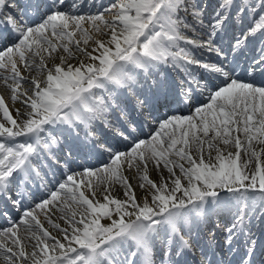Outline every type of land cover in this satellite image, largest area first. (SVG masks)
<instances>
[{
  "label": "snow or ice",
  "instance_id": "snow-or-ice-1",
  "mask_svg": "<svg viewBox=\"0 0 264 264\" xmlns=\"http://www.w3.org/2000/svg\"><path fill=\"white\" fill-rule=\"evenodd\" d=\"M101 7L81 15L76 0H0V82L13 103L26 106L15 119L0 95V217L19 214L0 231L3 264H187L194 250L205 255V238L213 256L220 252L215 264H232L224 250L237 253L241 240L240 264H255L258 251L264 256V240L253 231L259 225L264 233V147H255L264 146V80L236 75L235 55L258 41L254 63L264 76V0H219L207 23L200 0ZM189 28L202 38L186 37ZM230 28L238 29L229 44L233 59L223 43ZM201 49L216 62H202ZM169 68L184 74L178 85ZM197 91L206 102L196 101ZM125 93L135 97L144 127L153 125L147 139L121 107ZM182 105L190 114H160ZM83 151L107 161L83 166ZM132 170L139 195L124 174ZM49 174L47 198L26 205L29 185L40 179L44 187ZM117 185L124 198L112 195ZM53 209L66 227L52 221ZM38 210L61 238L44 228ZM20 225L35 241L30 248Z\"/></svg>",
  "mask_w": 264,
  "mask_h": 264
},
{
  "label": "bare ground",
  "instance_id": "bare-ground-1",
  "mask_svg": "<svg viewBox=\"0 0 264 264\" xmlns=\"http://www.w3.org/2000/svg\"><path fill=\"white\" fill-rule=\"evenodd\" d=\"M107 1L108 0H101L100 2H98L97 0H94V1H91V2H88V3L80 2L78 4L79 13H81V15L95 14L98 11H102L103 10V8L101 6H104ZM217 1L218 0H200V3H202V2H206L207 3V4L205 3L206 4V13H205V15H206L205 22L206 23H207V20H208V17H209V13L211 14L213 12L212 11L213 8L215 9V7H217V4H218ZM187 20H188V22L190 24L192 23L191 16H188L187 17ZM229 30H230V32H229L228 40H231V38L237 33L238 29H236V28H230ZM190 32L191 33H195V32L192 31V29H190ZM192 37L193 38H197V40H200L202 38V37L199 36L198 33H196V35H192ZM21 71H22V69H21ZM22 72H24L23 75H25V76L36 75L35 72H32L31 74L28 73V72H25L24 70ZM26 87H28V86H26ZM204 96H206V94ZM204 96L198 102H206V100L204 99ZM9 104L10 105H8V107H9V110H10L13 118L18 119V120L21 119L20 117L17 116L15 110L16 109H20L23 112L24 111V107H26V106L22 107L20 101H17L16 104H12V103H9ZM195 106H198V104L197 103H194L192 105V110L193 111H194ZM183 110H184L183 113H180L181 111H179V110H178V113L179 114H185V115L190 114V111H189V107L188 106H186V108H184ZM0 119H2V114H0ZM150 128H153V126L148 127L146 129V132L144 134L145 136H143L144 139H147L148 138V136H149V129ZM220 147L223 148L224 146L223 145H220ZM255 147H256V150L257 151H260L261 150V147H264V146H260L259 144H255ZM121 150H123V149H121ZM230 150L233 151V152H235V149L234 148H231ZM243 158H245V157H243V155H242V159ZM173 159H176V158L173 157ZM100 161H102V162L107 161V156L104 155L102 157V159H100ZM250 167H254V164L251 165ZM132 171H134V170H132ZM175 171L177 172V175H179V169H176ZM128 173L129 172L126 171L124 174L127 175ZM164 174H165V176L168 175V173H167L166 170L164 171ZM157 175H158V173H157L156 169L155 168H151L150 169V176H151V178L156 179L157 178ZM121 189L122 188L119 185H117L115 187V190L112 192V195L113 196H116V197H119V198L124 197L123 196V189L122 190ZM101 199H102V197H101ZM32 201L33 200H31V203L29 205L30 206L33 205L32 207H34L35 206V203L33 204ZM38 214H39V210H38ZM60 215H61V213L55 211V209H53V212H50L49 213V216H50V218L52 219V221L54 223H59L62 228L63 227H66L65 222L59 218ZM39 218H40L41 223L43 224V226H44L45 229H47L53 236H56L57 238H61V234L59 233V231L57 229L52 228V226L47 222V220L45 219V216L43 214H39ZM14 221H17L18 222L19 221V217H18V219H15ZM256 228L259 229V225H257L255 227V229ZM25 229H26V226L25 225H20V237L23 240V242L25 243V245H27L30 248L31 245L35 243V241L34 240L30 241V240L27 239V236L29 234L26 232ZM8 243L11 244V241H8ZM0 264H3V257L2 256H0Z\"/></svg>",
  "mask_w": 264,
  "mask_h": 264
},
{
  "label": "rangeland",
  "instance_id": "rangeland-1",
  "mask_svg": "<svg viewBox=\"0 0 264 264\" xmlns=\"http://www.w3.org/2000/svg\"><path fill=\"white\" fill-rule=\"evenodd\" d=\"M111 3V2H110ZM108 5V4H107ZM106 6V5H105ZM88 15V14H87ZM85 27H87V24H85ZM94 35H95V33H94ZM89 50H90V48H89ZM26 86H29V84L28 83H25L24 85H23V88H27ZM8 93H9V95H4V97L5 98H7L8 100H11V98H10V90L9 91H7ZM8 105H10V104H8ZM134 174V172L132 171V172H129L128 173V176H129V179H130V182L133 184V187L137 190V195H139L140 193H139V189H138V184H137V181L136 180H133L132 179V175ZM122 190V189H121ZM122 198H124V197H122Z\"/></svg>",
  "mask_w": 264,
  "mask_h": 264
}]
</instances>
